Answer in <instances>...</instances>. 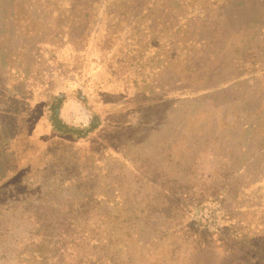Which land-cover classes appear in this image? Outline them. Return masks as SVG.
<instances>
[{"label": "trees", "instance_id": "1", "mask_svg": "<svg viewBox=\"0 0 264 264\" xmlns=\"http://www.w3.org/2000/svg\"><path fill=\"white\" fill-rule=\"evenodd\" d=\"M80 1L63 0L32 32L41 41L29 57L0 72V153L10 157L0 182L12 187V227H23L12 264H264V150L251 182L238 177L245 164L199 188L135 165L156 113L262 83L264 0ZM70 97L88 126L61 119ZM163 144L153 161L169 154ZM25 157L29 168L6 181ZM205 205L210 221L195 215Z\"/></svg>", "mask_w": 264, "mask_h": 264}, {"label": "rangeland", "instance_id": "2", "mask_svg": "<svg viewBox=\"0 0 264 264\" xmlns=\"http://www.w3.org/2000/svg\"><path fill=\"white\" fill-rule=\"evenodd\" d=\"M62 1L0 0V72L11 68L15 58L29 57L34 49L33 42L40 40L37 36L40 33L37 28H48L49 22L55 21L54 16L61 12L59 8L64 3ZM171 1L151 0L157 5L160 2ZM71 4L73 5L71 8L75 9L80 7L82 2L71 0L69 5ZM86 6L96 7V2L93 0L86 2L84 7ZM127 6L124 5V9ZM113 7L117 8V5ZM12 28L19 29L17 37L12 33ZM32 32L37 34L32 35ZM46 32L47 29L41 34L44 36ZM258 47L254 48V52L259 55ZM40 96V100L37 98L38 95L33 97L36 105L43 102V96ZM227 97L223 100L215 98L212 94L179 101L175 103L173 109H167L168 112L165 114L162 111L156 113L153 117V125L156 124L157 128L151 132L147 130L140 138L138 137L143 153L138 154L140 159L135 160V165H141L146 174L149 173L147 169L156 168L162 171L165 169L170 173L169 181L179 180L199 188L220 182V175L224 170L227 171L235 166L242 169V165L245 164L238 177L240 176L241 181L248 178V182H251L248 175L259 162L258 151L264 150V77L262 83L256 86L249 84L240 86L235 93L229 91ZM68 99H72L75 105L66 107L63 116H60L63 122L71 127L88 126L90 118L83 105L72 97L65 99L64 102ZM133 105L132 100H126L123 108ZM237 117L244 127L236 128V125L232 124ZM1 133L2 129H0V140ZM165 142L171 144V147L166 146L170 148L169 154L161 150L157 152L159 155L155 154L153 161V158L148 156L149 153L165 149L163 144ZM9 158L7 154L0 153V176L7 168ZM28 161L29 158L26 157L18 161L6 181L12 180V175L19 176L25 172L29 168ZM1 179L0 177V181ZM127 181H130V176ZM159 182L160 180L157 179L156 183ZM1 183L0 219L5 216L8 222L6 228L0 231L3 233L0 236V264H12V232L22 233L23 227H15L21 223L12 227V187L9 183ZM195 215L201 221H210L212 208L209 205L200 207Z\"/></svg>", "mask_w": 264, "mask_h": 264}, {"label": "crops", "instance_id": "3", "mask_svg": "<svg viewBox=\"0 0 264 264\" xmlns=\"http://www.w3.org/2000/svg\"><path fill=\"white\" fill-rule=\"evenodd\" d=\"M69 105H71V106H74L75 104H73V101H72V99H68L66 102H64V105L61 107V109H60V116L62 115L63 116V113L65 112V109H67L66 107L67 106H69Z\"/></svg>", "mask_w": 264, "mask_h": 264}]
</instances>
